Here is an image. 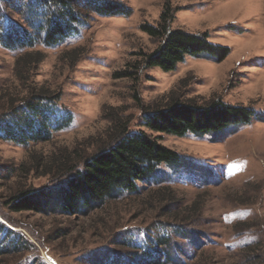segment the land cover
<instances>
[{
    "label": "rangeland",
    "instance_id": "374dc122",
    "mask_svg": "<svg viewBox=\"0 0 264 264\" xmlns=\"http://www.w3.org/2000/svg\"><path fill=\"white\" fill-rule=\"evenodd\" d=\"M118 1L130 9L128 15L90 14L64 42L31 48L43 59L24 79L14 74L20 52L0 45V95L24 94L34 84L49 88L59 94L53 118L66 113L71 119L61 129L52 128L49 141L34 146L0 139V225L4 235L10 231L28 243L19 254L2 257L0 264H90L109 252H131L121 243L124 232L139 241L142 229L157 233L155 224L172 221L167 217L174 215L187 223L189 239L173 238L176 249L166 258L168 264H255L250 255L257 245L253 253L264 262V0ZM165 9L170 29L205 32L208 41L229 48L227 56L218 62L187 55L171 71L154 66L133 71V77H117L115 73L131 70L139 54L157 47L159 39L142 26L156 27ZM13 19L19 21L16 15ZM171 93L180 101L244 106L263 114V120L210 135L150 131L142 125L144 112ZM117 118L130 131L143 130L185 157L183 166H159L160 179L177 203H158L151 197L155 181H147L138 183L137 193H123L84 215L9 209L8 198L18 188L51 183V175L40 176L41 170L17 175L32 148L34 154L78 148L89 156L110 142L107 132ZM194 202L199 211L192 215ZM162 204H167L164 216Z\"/></svg>",
    "mask_w": 264,
    "mask_h": 264
},
{
    "label": "trees",
    "instance_id": "16d2710c",
    "mask_svg": "<svg viewBox=\"0 0 264 264\" xmlns=\"http://www.w3.org/2000/svg\"><path fill=\"white\" fill-rule=\"evenodd\" d=\"M129 13L130 9L118 0H0V45L20 52L15 58L14 74L18 79H24V73H31L43 59L39 50L31 49L36 44L53 47L64 42L78 33L90 14L125 16ZM166 14L167 9L161 14L156 27L142 26L149 36L159 39L157 47L151 52L139 54V60L129 66L131 70L115 73L117 77H133V71L154 66L171 71L187 55L204 56L218 62L227 56L229 48L208 41L205 32L170 29ZM14 15L23 25L13 19ZM18 65L21 68H17ZM58 98L59 94L36 84L24 94L15 92L13 97L0 95V139L23 146L49 141L52 128L61 129L71 120L66 113L53 118L52 113L58 115ZM252 119L263 120V114L219 101L205 104L180 101L171 93L164 103L144 112L142 125L155 133L175 136L192 133L197 136L222 133L248 124ZM107 138L111 143H103L89 156L78 148H62L47 154H34L32 148L28 164H20L17 175L20 177L22 173L41 170L40 176L51 175V183L35 189L18 188L8 198L9 209L15 213L34 211L44 215H84L101 210L123 193H137L138 183L147 181H155L157 188L151 197H156L158 203H177L169 186L160 179L159 166L163 164L170 169L183 166L186 164L184 156L165 147L143 130L130 131L120 118L110 124ZM167 204L159 207L163 216L167 215ZM197 211L199 208L194 202L189 206V213L198 214ZM167 218L172 221L159 220L155 224L153 229L157 233L149 234L142 229L139 241H134L129 231L121 234L122 245L130 248L132 253L109 252L100 260L89 263L161 264L157 260L160 257L168 264L170 261L166 258L176 249L171 242L173 238L189 239V234L185 220L176 215ZM0 227V262H3L2 257L19 254L28 243L20 235L8 232V229L5 236L2 225ZM256 248L258 245L251 250L250 260L255 264H264L258 262L259 258L253 253ZM28 264L44 263L33 261Z\"/></svg>",
    "mask_w": 264,
    "mask_h": 264
}]
</instances>
